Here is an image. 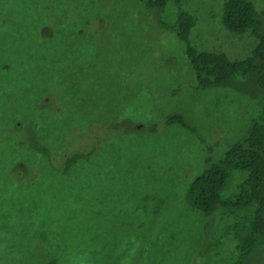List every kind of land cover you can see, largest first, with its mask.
Wrapping results in <instances>:
<instances>
[{"label": "rangeland", "instance_id": "1", "mask_svg": "<svg viewBox=\"0 0 264 264\" xmlns=\"http://www.w3.org/2000/svg\"><path fill=\"white\" fill-rule=\"evenodd\" d=\"M181 1L0 0V264H264L261 248L240 262L231 231L251 209L207 215L189 199L263 94L243 77L195 89L186 44L163 25L192 14L191 45L230 60L257 40L224 27L225 0ZM248 1L264 33V0ZM73 153L91 154L62 173ZM247 177L228 170L221 199Z\"/></svg>", "mask_w": 264, "mask_h": 264}, {"label": "trees", "instance_id": "2", "mask_svg": "<svg viewBox=\"0 0 264 264\" xmlns=\"http://www.w3.org/2000/svg\"><path fill=\"white\" fill-rule=\"evenodd\" d=\"M169 1L143 0V3L147 9L162 12ZM174 2L179 6L182 1ZM222 23L233 33L251 32L257 40V45L249 57L244 60H230L222 53L196 50L190 43L196 20L186 11L180 10L174 26H163L174 30L177 38L186 44V58L194 76L195 89L225 88L234 79L243 77L253 79L263 94L262 108L252 120L246 139L231 145L218 164H213L210 158H206V169L192 182L189 189L191 203L207 215H211L218 206L237 211L252 210L247 230L244 226L241 227L240 222L231 228L242 262L252 256L258 248L264 250V33L261 30V20L257 18L253 5L248 0H225ZM167 123L187 127L181 116H171ZM90 154L67 155L62 173H67L78 162L87 160ZM230 169L247 171L248 177L241 183L236 195L222 200L220 192L227 182Z\"/></svg>", "mask_w": 264, "mask_h": 264}]
</instances>
